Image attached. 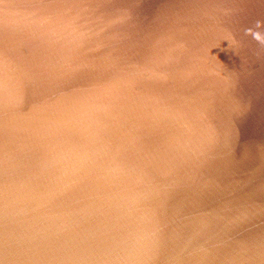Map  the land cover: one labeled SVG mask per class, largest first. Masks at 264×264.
<instances>
[{
    "label": "water",
    "instance_id": "95a60500",
    "mask_svg": "<svg viewBox=\"0 0 264 264\" xmlns=\"http://www.w3.org/2000/svg\"><path fill=\"white\" fill-rule=\"evenodd\" d=\"M5 264H264V0H0Z\"/></svg>",
    "mask_w": 264,
    "mask_h": 264
},
{
    "label": "snow or ice",
    "instance_id": "6c2138e0",
    "mask_svg": "<svg viewBox=\"0 0 264 264\" xmlns=\"http://www.w3.org/2000/svg\"><path fill=\"white\" fill-rule=\"evenodd\" d=\"M0 264H5L2 251H0Z\"/></svg>",
    "mask_w": 264,
    "mask_h": 264
}]
</instances>
